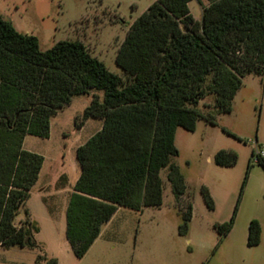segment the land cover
Instances as JSON below:
<instances>
[{"label": "trees", "instance_id": "16d2710c", "mask_svg": "<svg viewBox=\"0 0 264 264\" xmlns=\"http://www.w3.org/2000/svg\"><path fill=\"white\" fill-rule=\"evenodd\" d=\"M192 0H156L129 26L116 62L124 76L108 69L80 40H61L42 50L39 38L20 32L0 14V245L40 248L39 227L18 214L39 179L44 157L24 148L26 136H50L51 119L77 95L96 93L84 120L102 128L76 149L81 169L66 211V238L77 257L98 239L120 207L141 211L163 203L164 178L172 184L186 234L193 202L182 204L187 183L174 161L179 127L194 131L199 119L216 123L233 110L248 75L264 77V0H208L201 20ZM185 27V29L183 28ZM215 94L214 111L198 103ZM255 150L252 151V156ZM238 154L221 149L219 165ZM258 164L264 168V156ZM215 207L209 188H201ZM217 224L222 237L235 222ZM258 219L249 223L248 243L261 242ZM38 264H58L40 253ZM22 264V263H21Z\"/></svg>", "mask_w": 264, "mask_h": 264}, {"label": "rangeland", "instance_id": "374dc122", "mask_svg": "<svg viewBox=\"0 0 264 264\" xmlns=\"http://www.w3.org/2000/svg\"><path fill=\"white\" fill-rule=\"evenodd\" d=\"M154 1L0 0V14L18 31L36 35L42 50L61 40H80L109 70L125 77L116 62L119 47L130 24ZM208 3L192 0V14L202 18ZM94 93L103 96L102 91L77 95L60 109L51 119L48 138L26 137L24 148L41 154L44 163L40 183L31 189L18 221L27 210L39 227L36 239L43 250L0 246V264H38L40 253L56 257L58 264H264V168L252 156L264 144V77L248 75L233 110L219 114L216 123L199 119L194 131L177 129L174 161L187 183L181 202L192 201L194 207L186 234L180 233L182 213L164 170L163 203L141 211L122 207L89 251L77 257L65 245L68 191L79 174L77 147L99 131L97 118L81 121ZM214 102L215 94H208L197 107L208 113ZM221 149L236 151V163L217 164ZM203 185L213 196V209L205 202ZM236 206L234 226L222 237L216 225L230 220ZM253 218L262 226L257 245L248 243Z\"/></svg>", "mask_w": 264, "mask_h": 264}, {"label": "crops", "instance_id": "0c3cea01", "mask_svg": "<svg viewBox=\"0 0 264 264\" xmlns=\"http://www.w3.org/2000/svg\"><path fill=\"white\" fill-rule=\"evenodd\" d=\"M195 18L196 19H199V20H201V17H197V16H195ZM98 119V121L100 122L99 123V130L102 128V126H103V120L102 119H99V118H97ZM27 137V136H26ZM26 139V138H25ZM80 173H81V170L79 169V174H78V176L76 177V180L79 178V176H80ZM76 180H75V182H76ZM39 183H40V176H39V179H38V181L36 182V184L32 187V189L33 188H35V187H37L38 185H39ZM75 184V183H74ZM74 186V185H73ZM43 189V188H42ZM46 189V188H45ZM63 190H65L64 188H62ZM72 192V191H71ZM71 192L70 191H68V193H69V195L71 194ZM70 197V196H69ZM122 207H120L119 209H118V211L121 209ZM118 211L116 212V213H118ZM116 215V214H115ZM114 217V216H113ZM113 219V218H112ZM111 219V220H112ZM110 220V221H111ZM109 223V222H108ZM104 227H105V225L102 227V232H101V234H100V236L99 237H101V235L103 234V229H104ZM99 237H98V239H99ZM97 241V240H96ZM95 241V242H96ZM94 242V243H95ZM65 245H68L70 248H71V246H70V244H69V242H68V240H66L65 241ZM94 245V244H93ZM1 246V245H0ZM92 247V246H91ZM72 249V248H71Z\"/></svg>", "mask_w": 264, "mask_h": 264}, {"label": "built area", "instance_id": "2783aa9c", "mask_svg": "<svg viewBox=\"0 0 264 264\" xmlns=\"http://www.w3.org/2000/svg\"><path fill=\"white\" fill-rule=\"evenodd\" d=\"M264 156V144L257 148L255 155L253 156V161L258 162L260 157Z\"/></svg>", "mask_w": 264, "mask_h": 264}, {"label": "water", "instance_id": "95a60500", "mask_svg": "<svg viewBox=\"0 0 264 264\" xmlns=\"http://www.w3.org/2000/svg\"><path fill=\"white\" fill-rule=\"evenodd\" d=\"M183 28L185 29V27L183 26Z\"/></svg>", "mask_w": 264, "mask_h": 264}]
</instances>
